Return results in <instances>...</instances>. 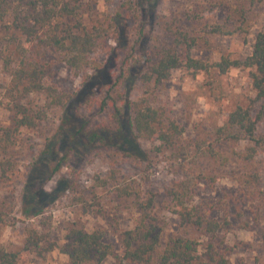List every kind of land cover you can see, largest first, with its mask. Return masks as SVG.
<instances>
[{"label":"rangeland","instance_id":"obj_1","mask_svg":"<svg viewBox=\"0 0 264 264\" xmlns=\"http://www.w3.org/2000/svg\"><path fill=\"white\" fill-rule=\"evenodd\" d=\"M123 3L132 4L137 18L118 20L121 44L118 46L114 38H109L106 50L96 55L97 61L105 64L101 74L95 75L91 68L74 72L52 51L47 52V59L55 65L52 82L71 98L65 106L49 109L38 129H23L12 150L17 170L8 179L0 177V204L3 202L7 213L0 223V246L13 251L21 249L25 227L34 219L24 207L32 204L33 210L43 206L51 215V238L56 242L64 243L68 224L77 221L87 231L100 228L104 242L122 255L120 233L133 228L139 216L132 196L123 190L154 194V212L164 225L163 242L172 234H181L207 243L210 234L180 226L179 218L164 207L166 189L182 178L193 185V202L212 205L211 215L224 223L213 238L224 237V245L235 247L227 254L228 264H264V195L259 198L257 192L252 194L251 187L242 186L241 181L245 173L256 169L260 175L258 189L264 193V153L257 154L251 166L233 154L244 148L243 143L214 140L215 129L226 121L229 112L237 105L246 106L254 97L250 68L239 65L220 71L217 63L243 61L251 53L255 35L264 31V3L252 8L254 14L248 19L246 33L211 35L207 45L200 44L193 51V56L206 64L205 69L176 68L151 96V104L183 129L176 147L159 153L153 151L155 144L134 137L126 126L117 131L107 113L99 110L98 99L105 90L102 83L109 78L115 80L121 74V66L128 67L122 64L121 47L134 44V59L128 63L138 65L142 47L163 39L160 24L165 17L172 11L194 6L197 0H92L93 8L84 16V23L114 15ZM227 13L225 7L218 20L223 21ZM207 21L214 19L203 23ZM118 80L130 99L142 95L139 79L124 76ZM8 84L9 76L0 61V130L11 126L14 118L6 96ZM26 101L40 108L45 104V95L32 93ZM258 130L264 133V114ZM211 147L228 156V162L209 159L207 152ZM4 157L7 158L0 152V159ZM198 174L203 176L199 181ZM71 181L79 182L88 195L92 212L84 213L79 206L70 204L72 194L66 187ZM92 193L97 195L94 203ZM18 264L70 263L66 254L52 250L43 257L21 252ZM103 264L127 263L108 256Z\"/></svg>","mask_w":264,"mask_h":264},{"label":"trees","instance_id":"obj_2","mask_svg":"<svg viewBox=\"0 0 264 264\" xmlns=\"http://www.w3.org/2000/svg\"><path fill=\"white\" fill-rule=\"evenodd\" d=\"M259 3H264V0H197L192 7L172 11L160 24L163 39L142 47L138 65L128 63L134 59V44L121 47L125 62L122 64H128V67L121 66V74L115 80L109 78L102 83L105 90L98 99L99 110L107 113L117 131L127 127L134 137L155 144V153L175 148L183 129L151 104V96L170 78L174 69H205L206 64L196 59L193 51L200 44L207 45L211 35L246 33L250 26L248 19L254 14L252 8ZM225 7L228 13L223 21H219V13ZM92 8V0H0V61L3 71L9 76L6 96L14 113L11 126L0 130V152L7 156L0 159L2 179H8L17 170L12 150L21 139L22 130L38 129L49 109L63 107L71 98L52 82L55 65L47 59V52L52 51L74 72L91 68L95 75L101 74L105 64L99 63L96 55L106 50L109 38H114L118 46L121 44L118 20L137 18L132 4L123 3L114 15L85 24L84 16ZM206 19L214 21L203 23ZM200 22L203 26L197 28ZM112 31L114 35H111ZM239 65L251 70L254 97L246 106L237 105L229 112L226 121L215 129L214 140L216 143H243L244 148L233 151V154L240 162L252 166L257 154L264 153V133L258 130L264 114V31L255 35L252 51L243 61L223 60L217 63L220 71ZM124 76L140 80L143 93L137 99H130L126 89L120 88L122 83L118 79ZM32 93L45 95L42 107L36 108L26 101ZM207 156L223 164L229 160L214 147L210 148ZM202 178L198 174V181ZM259 180L256 169H250L241 177L242 186L251 187L252 194L257 192L256 196L263 198L264 193L258 189ZM192 186L187 179L175 180L166 189L164 207L179 218L180 226H192L202 229L205 235L210 234L207 243H198L181 234H172L163 242L164 225L154 212V194L143 190H123L132 196L139 216L133 228L120 233L122 255H117L112 245L104 242L100 228L87 231L77 221L68 224L64 243L56 242L51 238V215L46 214L43 206L33 210V205L27 204L24 210L34 219L25 227L23 245L18 251L0 246V264H18L21 252L43 257L52 250L66 254L70 264H103L108 256L127 264H228L227 254L235 247L224 245V237L213 238L224 223L211 215L212 205L193 202ZM66 189L72 194L71 205L79 206L84 213L93 211L79 182H69ZM92 197L94 203L97 195L92 193ZM5 207L2 202L0 223L4 222L7 214ZM224 221L229 224L227 218ZM262 239L264 241V230Z\"/></svg>","mask_w":264,"mask_h":264}]
</instances>
